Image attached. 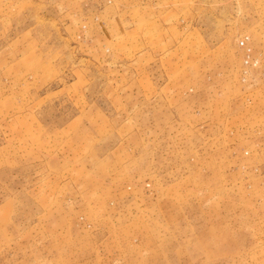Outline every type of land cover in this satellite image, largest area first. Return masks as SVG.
<instances>
[{"label":"rangeland","instance_id":"374dc122","mask_svg":"<svg viewBox=\"0 0 264 264\" xmlns=\"http://www.w3.org/2000/svg\"><path fill=\"white\" fill-rule=\"evenodd\" d=\"M0 264H264V0H0Z\"/></svg>","mask_w":264,"mask_h":264}]
</instances>
